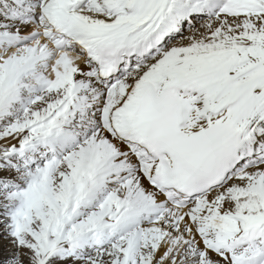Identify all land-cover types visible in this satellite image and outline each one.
Returning a JSON list of instances; mask_svg holds the SVG:
<instances>
[{
	"label": "snow or ice",
	"instance_id": "1",
	"mask_svg": "<svg viewBox=\"0 0 264 264\" xmlns=\"http://www.w3.org/2000/svg\"><path fill=\"white\" fill-rule=\"evenodd\" d=\"M0 264H264V0H0Z\"/></svg>",
	"mask_w": 264,
	"mask_h": 264
}]
</instances>
